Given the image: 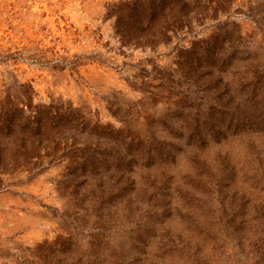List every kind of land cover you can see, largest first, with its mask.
Masks as SVG:
<instances>
[{"label": "rangeland", "instance_id": "374dc122", "mask_svg": "<svg viewBox=\"0 0 264 264\" xmlns=\"http://www.w3.org/2000/svg\"><path fill=\"white\" fill-rule=\"evenodd\" d=\"M0 264H264V0H0Z\"/></svg>", "mask_w": 264, "mask_h": 264}]
</instances>
